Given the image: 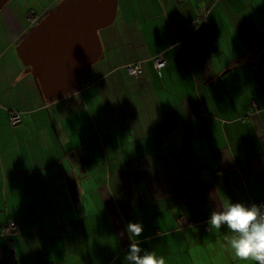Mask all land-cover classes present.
Here are the masks:
<instances>
[{
    "label": "crops",
    "instance_id": "obj_1",
    "mask_svg": "<svg viewBox=\"0 0 264 264\" xmlns=\"http://www.w3.org/2000/svg\"><path fill=\"white\" fill-rule=\"evenodd\" d=\"M60 1L0 10V227L17 226L16 264H125L130 221L165 264H250L207 221L227 198L264 202V0H118L90 75L45 100L15 48Z\"/></svg>",
    "mask_w": 264,
    "mask_h": 264
},
{
    "label": "water",
    "instance_id": "obj_2",
    "mask_svg": "<svg viewBox=\"0 0 264 264\" xmlns=\"http://www.w3.org/2000/svg\"><path fill=\"white\" fill-rule=\"evenodd\" d=\"M8 1L0 0V10ZM117 2L61 0L16 46L17 58L45 100L79 88L90 75L102 53L98 32L112 25Z\"/></svg>",
    "mask_w": 264,
    "mask_h": 264
},
{
    "label": "clouds",
    "instance_id": "obj_3",
    "mask_svg": "<svg viewBox=\"0 0 264 264\" xmlns=\"http://www.w3.org/2000/svg\"><path fill=\"white\" fill-rule=\"evenodd\" d=\"M210 230L227 228L230 236L225 237L226 246L234 256L250 264H264V206L226 199L218 210L212 211L207 221ZM130 237L129 249L124 257L125 264H165L163 256L141 246L144 225L141 222H128Z\"/></svg>",
    "mask_w": 264,
    "mask_h": 264
},
{
    "label": "built area",
    "instance_id": "obj_4",
    "mask_svg": "<svg viewBox=\"0 0 264 264\" xmlns=\"http://www.w3.org/2000/svg\"><path fill=\"white\" fill-rule=\"evenodd\" d=\"M198 13V17L197 20L195 22L191 23V28H194L197 24L198 21H201L202 19V12L200 10H197ZM28 20H33L35 17L34 12H30L26 15ZM152 65L153 68L155 69V71H159L162 68L165 67V61L162 58L161 55L155 56L152 59ZM126 71L127 74L132 77L134 80H138L140 74H141V66L138 63H134V64H130L126 66ZM21 119L17 114H12L9 116V125L11 127H15L18 124H20ZM257 205H261L264 206V202H259L257 203ZM191 224V219L187 218V217H180L178 219V226L179 228H184L186 226H189ZM17 231V226L14 222H8L6 224H4L3 226L0 227V237H2L3 239L8 241V245H7V251L10 255L9 258V264H16V257L14 255V249L12 244L10 243L9 239L10 237L16 233Z\"/></svg>",
    "mask_w": 264,
    "mask_h": 264
},
{
    "label": "trees",
    "instance_id": "obj_5",
    "mask_svg": "<svg viewBox=\"0 0 264 264\" xmlns=\"http://www.w3.org/2000/svg\"><path fill=\"white\" fill-rule=\"evenodd\" d=\"M28 69V68H27ZM34 82L36 83V86L38 87V90H39V92H40V94H41V91H40V89H39V86H38V84H37V82L34 80ZM42 95V94H41ZM15 234V233H14ZM13 246V245H12ZM14 249V248H13ZM14 255H15V252H14ZM9 258H10V255H9Z\"/></svg>",
    "mask_w": 264,
    "mask_h": 264
},
{
    "label": "rangeland",
    "instance_id": "obj_6",
    "mask_svg": "<svg viewBox=\"0 0 264 264\" xmlns=\"http://www.w3.org/2000/svg\"><path fill=\"white\" fill-rule=\"evenodd\" d=\"M100 32H102V31H99V32H98V37H99V38H100V34H102V33H100Z\"/></svg>",
    "mask_w": 264,
    "mask_h": 264
}]
</instances>
